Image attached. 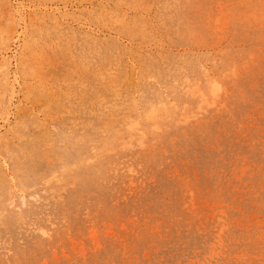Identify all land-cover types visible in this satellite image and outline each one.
<instances>
[{
  "label": "rangeland",
  "instance_id": "374dc122",
  "mask_svg": "<svg viewBox=\"0 0 264 264\" xmlns=\"http://www.w3.org/2000/svg\"><path fill=\"white\" fill-rule=\"evenodd\" d=\"M0 264H264V0H0Z\"/></svg>",
  "mask_w": 264,
  "mask_h": 264
},
{
  "label": "bare ground",
  "instance_id": "6f19581e",
  "mask_svg": "<svg viewBox=\"0 0 264 264\" xmlns=\"http://www.w3.org/2000/svg\"><path fill=\"white\" fill-rule=\"evenodd\" d=\"M241 125V124H240Z\"/></svg>",
  "mask_w": 264,
  "mask_h": 264
}]
</instances>
